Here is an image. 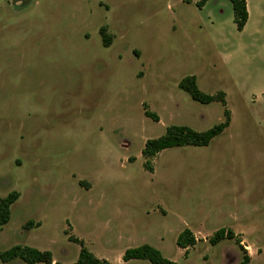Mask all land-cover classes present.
Returning a JSON list of instances; mask_svg holds the SVG:
<instances>
[{"label":"rangeland","instance_id":"rangeland-1","mask_svg":"<svg viewBox=\"0 0 264 264\" xmlns=\"http://www.w3.org/2000/svg\"><path fill=\"white\" fill-rule=\"evenodd\" d=\"M200 1L0 0V198L20 194L0 253L30 246L74 264L73 237L111 264H151L123 261L144 244L177 264L246 253L264 264V0H247L241 32L230 1ZM186 76L226 107L192 100ZM226 109L231 125L209 146L144 168L148 140L174 125L206 131ZM222 228L245 232L212 246ZM185 229L197 240L188 255Z\"/></svg>","mask_w":264,"mask_h":264},{"label":"trees","instance_id":"trees-1","mask_svg":"<svg viewBox=\"0 0 264 264\" xmlns=\"http://www.w3.org/2000/svg\"><path fill=\"white\" fill-rule=\"evenodd\" d=\"M209 0H201L197 6L202 9ZM231 2L234 11V22L237 25L238 31H243L247 26L250 18L247 0H228ZM103 46L109 48L112 44L111 36L108 34L106 27L100 30ZM180 89L186 92L192 100L202 105H211L215 102L221 103L226 107V94L219 92L216 95L204 93L200 90L197 84L196 76H186L180 83ZM225 121L221 124L206 131H196L188 126H170L167 128L166 133L155 139L147 141L142 155L145 159L144 168L150 173L154 172L152 161L160 153L172 148L182 147H207L218 136L231 125V115L229 110H225ZM145 116L154 122H159V117L155 113L145 112ZM20 194L16 191L10 193L5 198H0V230L6 226L12 217V206L19 200ZM33 223L29 222L26 229H32ZM236 235L232 229L222 228L219 229L213 237L209 240L212 246H217L224 240H234ZM73 243L80 245L81 250L78 260L74 264H111L106 259H100L95 256L86 246L83 241L78 238L71 237ZM241 246V241L236 240ZM197 245L196 237L190 229H185L178 237V248L185 250L188 255V249ZM242 248V247H241ZM21 259L26 264H61L55 262L52 252L42 251L30 246L16 245L11 249L0 253V260L3 263H9L15 259ZM144 260L149 261L151 264H177L176 262L166 258L163 253L153 246L144 244L135 248L126 250L123 255L124 262ZM251 257L248 253L244 255L239 264H250Z\"/></svg>","mask_w":264,"mask_h":264},{"label":"crops","instance_id":"crops-1","mask_svg":"<svg viewBox=\"0 0 264 264\" xmlns=\"http://www.w3.org/2000/svg\"><path fill=\"white\" fill-rule=\"evenodd\" d=\"M249 9V8H248ZM234 232H238V233H244L245 231H237V230H234V229H232Z\"/></svg>","mask_w":264,"mask_h":264}]
</instances>
